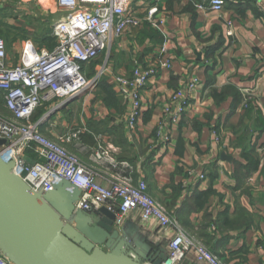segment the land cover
I'll return each mask as SVG.
<instances>
[{
    "label": "crops",
    "instance_id": "1",
    "mask_svg": "<svg viewBox=\"0 0 264 264\" xmlns=\"http://www.w3.org/2000/svg\"><path fill=\"white\" fill-rule=\"evenodd\" d=\"M6 1L0 0L4 8L9 7ZM48 1L55 9L43 16L54 25L65 13ZM203 1L137 0L134 11L142 25L113 40L103 74L112 94L95 90L81 115L62 107L47 116L40 130L91 167L105 186L125 172L136 176L135 184L145 181L148 193L223 264H264V12L256 0H224L221 13L197 9ZM152 8L158 12L150 21ZM19 25L22 31L31 27ZM31 28L30 35L36 32ZM25 35L7 45L10 66L20 64L23 44L31 40ZM106 57L101 54L96 66L102 67ZM166 61L170 69L161 67ZM153 65L160 69L142 91L140 117L131 131L126 123L130 104L117 92L114 77H131L136 68ZM194 79L200 84L191 106L171 143H160L156 131L165 119L164 108L176 90ZM54 105L45 108L42 118ZM1 113L10 115L6 109ZM77 130L78 141L64 142ZM99 148L105 156L96 160ZM115 228L130 257L143 260L168 252L174 235L156 223L145 224L137 212ZM182 264H198L194 253Z\"/></svg>",
    "mask_w": 264,
    "mask_h": 264
},
{
    "label": "built area",
    "instance_id": "2",
    "mask_svg": "<svg viewBox=\"0 0 264 264\" xmlns=\"http://www.w3.org/2000/svg\"><path fill=\"white\" fill-rule=\"evenodd\" d=\"M52 1L65 13L53 25V37L57 40L53 50L39 49L27 40L22 47L20 64L13 67L7 62L6 43L0 39V94L3 106L10 114L6 116L0 112V140L7 142L0 146V158L6 163L12 162V174L41 198L57 189H64L70 193L76 210L87 216L105 207L116 215L115 225L120 226L128 215L137 212L145 224L156 223L165 234L172 230L174 235L167 252L169 260L162 264H182L190 253H194L198 264H223L148 193L145 181L135 184L130 178L117 177L105 186L96 180L95 171L77 155L41 132L47 116L82 93L97 88L105 73L113 40L142 25L134 11L137 0ZM256 1L264 12V0ZM224 6V0H204L196 4L197 9L214 13H221ZM157 12V8H152L148 20L152 21ZM231 34L230 30L228 35ZM103 53L107 54L103 69L88 77L87 68ZM161 67L170 69L172 66L170 61H166ZM159 69L156 65L136 68L131 77H114L117 92L124 102L130 104L126 123L131 131L135 130L140 117L142 91ZM199 84L194 79L172 94L169 105L164 108L165 119L157 126L156 136L160 143H171L173 130L191 106ZM52 103L55 105L49 114L37 122L32 121L40 107ZM80 134L79 130L71 131L64 142L78 141ZM213 137L217 144L220 143L215 131ZM30 153L35 156H30ZM104 156L105 152L99 148L94 157L101 160ZM198 177L203 179L205 176L199 174ZM62 220L64 225L74 224L71 219ZM0 264H14L1 249Z\"/></svg>",
    "mask_w": 264,
    "mask_h": 264
},
{
    "label": "water",
    "instance_id": "3",
    "mask_svg": "<svg viewBox=\"0 0 264 264\" xmlns=\"http://www.w3.org/2000/svg\"><path fill=\"white\" fill-rule=\"evenodd\" d=\"M6 143L0 140V146ZM13 167L0 158V249L14 264H162L169 260L167 252L145 260L130 257L115 228V214L102 207L87 216L76 210L64 189L41 198L12 174ZM62 218L74 224L64 225Z\"/></svg>",
    "mask_w": 264,
    "mask_h": 264
},
{
    "label": "rangeland",
    "instance_id": "4",
    "mask_svg": "<svg viewBox=\"0 0 264 264\" xmlns=\"http://www.w3.org/2000/svg\"><path fill=\"white\" fill-rule=\"evenodd\" d=\"M2 1H6V0H2ZM5 4L9 5V8H7V12H6L7 16H10L9 19L13 18L11 25H13V26L17 25V27L22 28V26H20L19 24L27 23L31 27L35 28V31L37 33L40 34L45 30L44 35L49 34V31L51 30V23L50 24H48V23L43 24V22H45V20H46V17L43 16V13L45 10L48 11L50 8L55 9V6L52 4V2H50L48 0H44V1H41V0H21V1L20 0H8L5 2ZM18 10H20V11H18ZM21 10H23V12ZM24 12H27V13H24ZM49 12H51V11L49 10ZM52 13H50V14H52ZM53 15L54 14L50 15L49 19H51V16L54 17ZM4 16H5V14L0 16V21L3 22ZM31 27L26 29V30L24 29L25 31H19V33L14 32V37L16 36L19 38L25 32L28 34L32 33ZM2 28L3 27H0V39H3L6 43V45H11L12 43L7 44V42H6V40H9L8 30H6L5 32H3V31L1 32ZM41 36H39V38H38L40 41H42ZM27 38H32V37H30L28 35H25L23 37L24 40ZM95 68H98L97 70L101 71L103 69V66L102 67L96 66ZM90 70H92V69H90ZM95 90L96 89H94L93 91L90 90V91L82 93L80 96L77 97L78 99L76 98L77 100L75 99L76 101H72L73 102L72 105H67V106H65L64 109L67 110L68 112L72 111V114L74 116L80 114L82 109L84 108L86 98L89 95L91 96V94L93 95V92H95ZM53 141H55V140H53Z\"/></svg>",
    "mask_w": 264,
    "mask_h": 264
},
{
    "label": "trees",
    "instance_id": "5",
    "mask_svg": "<svg viewBox=\"0 0 264 264\" xmlns=\"http://www.w3.org/2000/svg\"><path fill=\"white\" fill-rule=\"evenodd\" d=\"M9 8V7H8ZM6 12H7V8H3V9H1L0 10V16H2L3 14H5V16H4V20H3V22L2 21H0V27H3L2 28V30H1V32L3 31V32H5L6 30H8V32H9V34H8V37H9V40H6V42H7V44H10V43H12L17 37L15 36L14 37V31L16 30L15 28H17V29H19L20 30V28L19 27H17L16 25H11V23H8V22H5V19H7V18H9L10 16H7V14H6ZM10 19H13V18H10ZM46 23H48V24H50V22H48V20H45V22H43V24H46ZM20 31H22V30H20ZM52 31H53V25L51 24V30L49 31V34H47V35H44V32H45V30L42 32V33H37V32H33V34L32 35H30V34H28V33H26L25 32V34L26 35H28V36H30V37H32L31 38V40L33 41V43L39 48V49H41L42 47H46V48H49V49H53V48H55V46H56V38L55 37H53V35H52ZM42 35V36H41ZM39 36H41V40L42 41H40L38 38H39ZM29 40V39H28ZM6 47H7V45H6ZM96 61V60H95ZM95 61H93L92 63H91V65H90V69H92L91 70V72H89L88 73V77H92V76H94L95 74H96V64H98V63H95ZM99 65V64H98ZM101 65V64H100ZM92 66V67H91ZM94 67V68H93ZM103 76H102V78L100 79V81H99V84H98V86H97V88H96V90H101L105 95H106V92L109 94V95H111L112 94V89L110 88V87H107V85H106V83H104L103 82ZM106 91V92H105ZM101 93H99V95H100ZM3 102H4V100H3V97H2V95L0 94V112H2V111H4L5 110V108H4V106H3ZM49 105H45V106H43V107H40L36 112H35V114H34V116H33V118H32V121L33 122H36V121H38V117L39 116H41V118H42V115L45 113V108H47ZM30 156H35L33 153H30L29 154ZM122 177H124V178H130V179H132L133 181H134V177H136L135 175H133L132 173H127V172H125V173H123V175H122ZM194 236V235H193ZM196 237V236H195ZM197 239H199L198 237H196ZM200 240V239H199ZM201 241V240H200Z\"/></svg>",
    "mask_w": 264,
    "mask_h": 264
}]
</instances>
